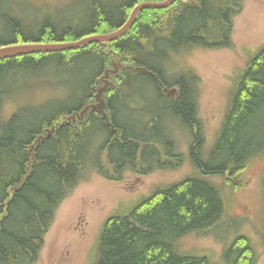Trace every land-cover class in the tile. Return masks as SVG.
<instances>
[{"label": "trees", "instance_id": "16d2710c", "mask_svg": "<svg viewBox=\"0 0 264 264\" xmlns=\"http://www.w3.org/2000/svg\"><path fill=\"white\" fill-rule=\"evenodd\" d=\"M141 1L145 0H86L83 18L55 22L47 14L29 12L33 1L0 0V46L75 41L107 33L120 27ZM242 2L176 0L167 8L140 11L131 29L117 40L0 59V111L7 77L48 66L68 71L85 57L96 62L91 77L79 84L82 95L76 94L75 106L54 107L41 117L33 116L32 123L22 120L21 109L6 121L0 117V264L37 262L55 209L86 167L91 165L104 177L120 181L125 169L144 176L177 169L184 161L192 171L188 176L156 187L127 212L103 222L94 264H209L206 256L178 252L176 240L185 234L211 233L219 244L218 238L237 232L233 207L248 199L243 189L248 179L241 176L252 163H264V43L250 55L245 69L235 73L220 128L209 146L197 117L198 77L191 71L181 72L171 83L176 88L173 96L162 90L158 80L170 84L162 62L171 54L193 46H229L233 18ZM113 61L130 65L112 73V84L104 91L105 110L117 132L101 112L88 109L82 120L58 123L53 133L34 144L37 136L62 117L94 101L101 74ZM139 80L148 92L149 86L155 92V108L146 109L145 115L154 110L149 121L128 124L121 115L123 107L129 109L126 99L136 95L132 83ZM125 88L124 94L120 92ZM176 124L190 132L186 154L177 152ZM103 132L106 137L99 146L98 137L93 136ZM263 174L260 169L256 183L261 182V195L255 197L256 207L264 211ZM217 176L222 177L221 183L214 181ZM253 203L250 207L245 203L250 214L239 209V216L252 217ZM259 222L261 229L264 215ZM234 236L227 243L220 241L222 246L230 243L232 263L256 264L250 240L242 234Z\"/></svg>", "mask_w": 264, "mask_h": 264}, {"label": "rangeland", "instance_id": "374dc122", "mask_svg": "<svg viewBox=\"0 0 264 264\" xmlns=\"http://www.w3.org/2000/svg\"><path fill=\"white\" fill-rule=\"evenodd\" d=\"M30 1H33L34 5L29 12L37 11V14H47L55 22L68 19L75 21L79 20V16L83 18L86 2V0ZM67 2H71L73 6H69ZM2 34L0 32V36ZM230 39L229 46L213 48L193 46L178 55L171 54L162 62L166 72L164 75L170 83L164 85L168 96L175 94L174 84L171 83L181 72L191 71L198 77L197 117L202 122L208 146L214 141L220 128L234 84L235 73L239 69H245L250 55L252 56L264 43V0H243L240 11L233 18ZM95 65L94 60L85 57L77 63L75 68L68 71H55L52 66H48L43 70H27L23 72V75L7 77L5 85L7 95L1 104V119L6 121L14 112L21 109L22 120L32 123L33 116L41 117L54 107H73L77 102L76 94L81 92L79 84L91 77L93 74L91 71L95 69ZM132 84L136 89V95L126 99L125 104L129 106V109L122 106L125 114L121 116L126 117L128 124L140 119L142 122L149 121L154 110L146 115L145 112L146 109L155 108L153 103L155 92L150 86L148 92L147 88L143 87V80ZM125 91L126 88L120 92L124 94ZM81 95L82 93L79 96ZM139 95L145 96L144 99ZM176 125L173 136L177 152H187V141L190 139L188 129L185 126ZM94 137H98L96 144L100 146L105 140L106 133H98ZM96 144L93 143V145ZM188 165V162L184 161L177 169L155 170L144 176L125 169L120 181L104 177L91 165L86 167L72 191L55 209L35 264H94L97 257L96 242L103 222L112 215L127 212L156 187L188 176L187 173L192 172ZM260 169H264V163L261 161L252 163L241 176L248 179L247 187L243 188L246 189L244 196L248 199L241 200L249 203V207L250 202H254L252 217H247L251 210L245 203L234 206L232 218L237 232L218 238L219 244L211 233L185 234L176 240L178 252L206 256L209 264H234L232 263L234 255L228 254L230 243L222 246L220 241L227 243V240L229 242L235 234L234 238L242 234L250 240L254 248V262L264 264V235H262L264 227L257 228L264 211L256 207L258 204L256 197L261 195V182L258 180L256 183ZM214 181L221 183L222 177L217 176ZM239 209L249 214L241 217ZM222 225L225 227V223Z\"/></svg>", "mask_w": 264, "mask_h": 264}, {"label": "water", "instance_id": "95a60500", "mask_svg": "<svg viewBox=\"0 0 264 264\" xmlns=\"http://www.w3.org/2000/svg\"><path fill=\"white\" fill-rule=\"evenodd\" d=\"M175 1L176 0L141 1L131 9L128 18L119 28L107 33L90 34L81 37L75 41H67V42H25V43L5 44L0 46V59L23 56L27 54L76 50L85 47L86 45H89L91 43L103 44L113 40H117L122 36H124L130 30L140 11L147 8H157V9L166 8L172 5ZM113 63L114 65L112 69L105 70V74L102 77L103 85L98 87L97 93L95 94L96 102L94 104L85 106L80 112L74 113L70 117H67L66 121H74L76 118H82L85 115L88 108H96L101 112H103V109L105 107V102L103 99V91H105V89L108 87L109 84L108 79L110 77V73L116 72L118 69L116 62L113 61ZM103 115L105 116L104 112ZM55 126L56 125L52 126L50 129H47L46 134L44 136H38L35 142L37 143L41 139L47 138L50 135V133L54 131Z\"/></svg>", "mask_w": 264, "mask_h": 264}]
</instances>
